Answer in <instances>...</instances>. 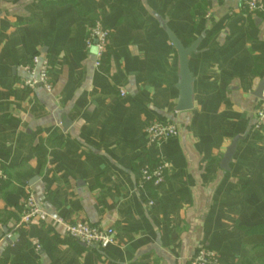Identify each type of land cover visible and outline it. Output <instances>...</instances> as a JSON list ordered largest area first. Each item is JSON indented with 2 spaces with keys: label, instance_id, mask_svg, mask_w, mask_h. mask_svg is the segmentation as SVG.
<instances>
[{
  "label": "crops",
  "instance_id": "obj_1",
  "mask_svg": "<svg viewBox=\"0 0 264 264\" xmlns=\"http://www.w3.org/2000/svg\"><path fill=\"white\" fill-rule=\"evenodd\" d=\"M258 3L245 14L234 0H0V264H22L12 260L20 234L34 264H188L201 248L220 264H264ZM96 21L110 35L99 68L84 47ZM166 30L183 48L198 42L189 111H176ZM33 55L50 61V93L20 86ZM152 122L174 124L177 137L151 147ZM160 160L163 184L141 185L138 167ZM28 194L47 220L16 229ZM55 219L112 228L116 241L82 246Z\"/></svg>",
  "mask_w": 264,
  "mask_h": 264
},
{
  "label": "built area",
  "instance_id": "obj_2",
  "mask_svg": "<svg viewBox=\"0 0 264 264\" xmlns=\"http://www.w3.org/2000/svg\"><path fill=\"white\" fill-rule=\"evenodd\" d=\"M240 11L245 14H254L259 9L258 0H234ZM110 35L100 22H94L88 29L84 47L87 50H93L95 53L94 67L99 68L106 57L107 47L109 44ZM21 68L25 74V78L20 82L23 89L32 90L37 87L43 88L50 93L52 83L50 79V61L40 55L31 56ZM123 97V92H120ZM263 106L255 114L254 128L257 131L264 129V91L261 96ZM144 133L151 147L159 148L164 143L175 139L178 131L174 124L163 122H152L145 126ZM168 169V163L160 160L152 165H143L139 172V182L141 185L151 184L154 187H159L163 184L165 174ZM0 179L3 175L0 174ZM150 202L149 205H152ZM22 213L16 229H24L33 221L45 222L47 214L35 202L32 195L28 194L21 204ZM55 222L64 230L67 238L74 240L87 247L107 248L115 243L117 233L112 228H98L89 226L83 222H67L63 219H55ZM10 237L8 236V239ZM35 248L38 245L35 243ZM188 264H220L216 254L206 248L199 249L190 258Z\"/></svg>",
  "mask_w": 264,
  "mask_h": 264
},
{
  "label": "water",
  "instance_id": "obj_3",
  "mask_svg": "<svg viewBox=\"0 0 264 264\" xmlns=\"http://www.w3.org/2000/svg\"><path fill=\"white\" fill-rule=\"evenodd\" d=\"M168 40L173 45L174 49L177 52L179 60V83L176 86L178 91V103L176 106L177 112H185L192 109V77L188 70V57L195 52L198 42H195L188 48H183L180 42L171 34V32L166 30ZM264 91V80L259 84L257 90L254 93V96L257 99H261L262 93ZM234 151V146H231L225 153L222 161L221 167L224 170H227V166L231 161ZM14 239H8L9 243ZM82 246H84L82 244Z\"/></svg>",
  "mask_w": 264,
  "mask_h": 264
},
{
  "label": "trees",
  "instance_id": "obj_4",
  "mask_svg": "<svg viewBox=\"0 0 264 264\" xmlns=\"http://www.w3.org/2000/svg\"><path fill=\"white\" fill-rule=\"evenodd\" d=\"M143 165H140L138 167V169L140 167H142ZM147 186H151L152 188L154 186H152L151 184H148ZM71 240V239H70ZM74 241V240H72ZM76 242V241H74ZM77 243V242H76ZM24 245H25V239H24V235L20 234L19 238L17 240V242L13 245L12 247V260L14 262H20L22 264H34L33 260H31L25 253H24Z\"/></svg>",
  "mask_w": 264,
  "mask_h": 264
}]
</instances>
